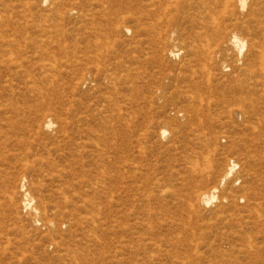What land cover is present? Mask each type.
<instances>
[{"label":"rangeland","instance_id":"obj_1","mask_svg":"<svg viewBox=\"0 0 264 264\" xmlns=\"http://www.w3.org/2000/svg\"><path fill=\"white\" fill-rule=\"evenodd\" d=\"M0 264H264V0H0Z\"/></svg>","mask_w":264,"mask_h":264},{"label":"bare ground","instance_id":"obj_2","mask_svg":"<svg viewBox=\"0 0 264 264\" xmlns=\"http://www.w3.org/2000/svg\"><path fill=\"white\" fill-rule=\"evenodd\" d=\"M227 1H233V0H227ZM246 1L247 0H237V2L239 3V6L241 7V10H243L246 7ZM215 28H216V26H215ZM216 33H218V32H216ZM226 36H227V38H225ZM217 39L219 41L222 40L223 44H228L229 46L236 48L237 50H239V52L242 51V49L244 48V45H245L244 40L241 39L238 35H236L234 33H228V34L226 33V34L222 35V32H220V30H219V33L217 34ZM166 53L169 54L170 56L176 55V52L173 49L168 50ZM113 75H109V78H111ZM107 80H108V78H107ZM88 83L91 84V82H88ZM85 84H87V83H85ZM43 124L45 125L46 128L51 127L50 120L45 121ZM160 134L164 136L166 134V131L164 129H161ZM235 166H236V162L234 163L233 160L228 161L226 170L222 175L221 181L225 182V180L232 174ZM20 188H22V189L25 188L24 179H22V181L20 183ZM216 191H217L216 187H212L208 190L201 191V192L199 191V192L194 193L195 198L194 197L193 198L195 200H198V202L201 201L203 204H209L214 200V198L216 196L215 195ZM34 202H35L34 198L31 197L30 195H28V193H25L23 195L21 202H20V207L23 209V211H27L29 215H33V218H32L33 222H35L41 216L39 210L36 208V206H34ZM49 226H51V224Z\"/></svg>","mask_w":264,"mask_h":264}]
</instances>
